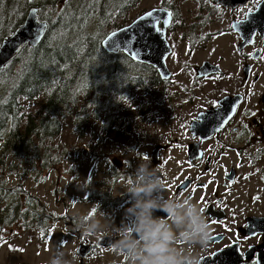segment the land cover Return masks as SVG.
I'll list each match as a JSON object with an SVG mask.
<instances>
[{
	"label": "flooded vegetation",
	"instance_id": "1",
	"mask_svg": "<svg viewBox=\"0 0 264 264\" xmlns=\"http://www.w3.org/2000/svg\"><path fill=\"white\" fill-rule=\"evenodd\" d=\"M187 5L191 7L186 10ZM153 9L171 14L166 27L172 48L166 59L169 77L150 65L160 84L174 79L168 64L174 53L172 32L182 30V37L194 39V44L218 39L226 42L213 48L212 59L189 69L194 79L190 85L181 83L182 95L179 91L176 95L180 106L169 126L175 129L174 125L178 128L181 124L186 138L155 145L148 156L151 167L162 166L169 189L166 196L184 193L206 206L205 214L214 231L202 264H264V0H163ZM192 17L193 21L186 24ZM158 26L160 30L165 28L163 22ZM200 84L204 88L199 91L207 93L204 100L208 102L202 100L185 117L186 105L197 102L193 98L188 102L189 95L194 96ZM101 126L104 128L105 121ZM133 162L136 161H131L130 166ZM117 164L119 167L121 163ZM117 177L109 185L99 182L96 199L100 209L95 215L100 218L102 211L119 227L131 205L129 196L122 195L124 192L114 194L118 179L126 175ZM239 194L240 203L236 200ZM59 220L71 228L73 217L62 216ZM77 235L78 264H125L106 248L115 238L96 242L94 238L83 240L79 232Z\"/></svg>",
	"mask_w": 264,
	"mask_h": 264
},
{
	"label": "rangeland",
	"instance_id": "2",
	"mask_svg": "<svg viewBox=\"0 0 264 264\" xmlns=\"http://www.w3.org/2000/svg\"><path fill=\"white\" fill-rule=\"evenodd\" d=\"M29 1H32V6L28 12L31 8L38 7L37 3L42 0ZM162 1L140 0L131 8L129 14L115 21L117 25L109 28L108 33L115 31L121 24L132 23L152 8L161 6ZM77 2L78 0H56L55 12L63 15ZM167 3L173 6L177 4L173 1ZM190 7L191 5H187L185 9ZM39 16L45 19L49 14L39 10ZM193 19L194 17L187 19L186 24ZM88 30L92 35L98 33L97 18L92 19ZM193 40H189L187 35L183 38L182 30L180 33L172 32L170 41L174 53L168 64L174 73V79L167 84L155 81L157 77L152 75L150 65L132 59L135 63L149 67L142 77V87L136 92L130 91L135 95L125 98L126 101L123 100L118 108L110 106V109H106L109 105L103 104L112 99L111 95L107 98L95 96L90 108L102 107L101 114L97 120H94L95 115H91L88 125L81 133L73 119L68 118L59 139L48 145V149L52 150V160L48 162L50 169L43 170L41 160L30 162L24 158H14L13 155L4 157L2 145L5 143L0 139V264H48L54 249L63 241H67L66 250H74L78 242V232L72 233L66 222L59 220L60 217L68 218L74 217L76 213L90 212L95 204H98L96 192L101 180L109 185L115 176L126 175V178L118 179L114 194L124 192L125 182L121 180L127 179L130 173L136 170L143 155L149 156L157 144H165L170 139L173 141L186 138L185 131L180 129L181 124L178 128L177 124L174 125L176 130L169 128L180 106L177 102V91L182 95L181 83L190 85L194 79L189 69L206 59H212L213 48L226 42V39H218L194 44ZM142 70V67L133 65L127 69L129 74L137 78L143 75ZM1 86L0 81V88ZM203 86L204 84H200L196 88L194 96L189 95L188 102L190 98L197 102L186 105L183 112L185 117L195 106L198 107L207 95L205 91H199ZM172 94H175L173 100ZM83 96L80 94L77 98L84 102ZM115 99L120 102L118 97ZM204 102H208V99ZM40 104V101L34 102L28 110L37 111ZM104 112H108L115 119L110 129L101 126ZM24 127L21 132H24ZM55 160L58 161L56 164L53 162ZM131 161H136L132 163L134 167L130 166ZM117 162L121 163L119 167ZM89 178L90 185L80 190L77 184L82 185L83 181ZM236 200L241 202L240 194Z\"/></svg>",
	"mask_w": 264,
	"mask_h": 264
},
{
	"label": "trees",
	"instance_id": "3",
	"mask_svg": "<svg viewBox=\"0 0 264 264\" xmlns=\"http://www.w3.org/2000/svg\"><path fill=\"white\" fill-rule=\"evenodd\" d=\"M139 1L78 0L63 15L55 12L56 0L37 3L41 13L49 14L41 19L49 26L45 39L38 47L26 46L0 72V139L5 143L4 157L41 160L43 170L50 169L52 150L48 145L59 139L68 118L73 119L81 133L91 115L97 120L101 114L102 107L90 108L95 96L111 95L112 99L103 104L109 105L106 109L118 108L125 98L135 95L130 91L142 87V77L149 67L135 63L124 53L110 54L102 47L108 29L116 26L115 21L129 14ZM31 6L29 0H0V44L23 24ZM93 18L99 20L96 35L88 30ZM130 65L142 67L143 75L137 78L129 74ZM80 94L84 95V102L77 98ZM37 101L41 102L39 109L28 110ZM103 114L104 128H112L115 119L108 112Z\"/></svg>",
	"mask_w": 264,
	"mask_h": 264
},
{
	"label": "clouds",
	"instance_id": "4",
	"mask_svg": "<svg viewBox=\"0 0 264 264\" xmlns=\"http://www.w3.org/2000/svg\"><path fill=\"white\" fill-rule=\"evenodd\" d=\"M140 160L123 185L122 195L129 196L131 206L126 208L120 226L102 211L97 218L100 205L95 204L90 212L75 214L71 232H79L85 241L115 238L106 248L125 264H202L214 231L205 214L206 206L184 193L166 196L169 189L162 166L151 167L147 155ZM90 183L89 178L77 186L84 190ZM156 212L165 215L157 216ZM66 245L63 241L54 249L48 264H78L79 250L68 251Z\"/></svg>",
	"mask_w": 264,
	"mask_h": 264
},
{
	"label": "water",
	"instance_id": "5",
	"mask_svg": "<svg viewBox=\"0 0 264 264\" xmlns=\"http://www.w3.org/2000/svg\"><path fill=\"white\" fill-rule=\"evenodd\" d=\"M150 11L154 13L152 17H147V12L144 13L130 25L110 33L103 40L102 46L108 53H124L135 61L154 66L163 76L169 77L170 71L166 64V59L172 52L166 37V27L169 24H165L163 30L159 29L158 24L165 19L170 20V17L163 9ZM38 12V8H31L23 24L0 44V72L16 59L26 46L38 47L45 39L49 26L47 22L38 20ZM142 16L143 20L140 19Z\"/></svg>",
	"mask_w": 264,
	"mask_h": 264
},
{
	"label": "snow or ice",
	"instance_id": "6",
	"mask_svg": "<svg viewBox=\"0 0 264 264\" xmlns=\"http://www.w3.org/2000/svg\"><path fill=\"white\" fill-rule=\"evenodd\" d=\"M255 2L259 3V0H255ZM248 11L250 12L251 9H249ZM153 14H154V13H153L152 11H149V12H147L145 15H146L147 17H152ZM168 15L170 16L171 14L169 13ZM246 15H247V14H246ZM140 19L143 20L144 17L142 16ZM158 20H159V18H158ZM163 23L167 25V24L170 23V20L165 19V20L163 21ZM262 59H264V57H262ZM200 155H201V157H202V156H203V153H201ZM209 183H211V181H209ZM204 187H207V185H205ZM203 199H204V198L201 197V200H203ZM93 211H95V210H93ZM212 223H217V221H212ZM245 227H248V225H245ZM253 235H255V233H253ZM245 238H247V237H245ZM253 264H255V262H253Z\"/></svg>",
	"mask_w": 264,
	"mask_h": 264
}]
</instances>
